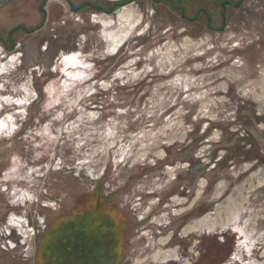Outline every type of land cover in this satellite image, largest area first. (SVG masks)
I'll return each mask as SVG.
<instances>
[{"label": "rangeland", "instance_id": "374dc122", "mask_svg": "<svg viewBox=\"0 0 264 264\" xmlns=\"http://www.w3.org/2000/svg\"><path fill=\"white\" fill-rule=\"evenodd\" d=\"M121 1L0 0V264H264V0Z\"/></svg>", "mask_w": 264, "mask_h": 264}, {"label": "flooded vegetation", "instance_id": "af4514ba", "mask_svg": "<svg viewBox=\"0 0 264 264\" xmlns=\"http://www.w3.org/2000/svg\"><path fill=\"white\" fill-rule=\"evenodd\" d=\"M129 0H125V1H121L119 3L121 4H125L127 3ZM166 1L170 7H172L175 10H179L180 11V17L183 18L184 20L188 21V22H192L194 20H196L201 14L204 15L206 17V21L208 26H211V22H212V18L211 15L208 13V9L204 8V7H200L198 8L197 12L194 14V16L190 17L187 16L185 14V8L180 6V3H178L177 1H173V0H163ZM211 3H214L216 5H218L219 10H220V15H219V22H220V27L219 29H223L225 22H226V11L228 7H233V8H238L240 6V0H238V2H234V0H209ZM154 2L158 3L160 2V0H154ZM110 225V224H109Z\"/></svg>", "mask_w": 264, "mask_h": 264}, {"label": "trees", "instance_id": "16d2710c", "mask_svg": "<svg viewBox=\"0 0 264 264\" xmlns=\"http://www.w3.org/2000/svg\"><path fill=\"white\" fill-rule=\"evenodd\" d=\"M118 242V241H117ZM51 245H54V242H52ZM112 246L114 248L111 247V250H110V254L105 256V264H114V262H117L120 260L122 254H123V250H124V247L121 246L120 244L116 243V245L113 243ZM55 251V253H58L59 252V246L58 244H55L54 247H52ZM118 249V250H117Z\"/></svg>", "mask_w": 264, "mask_h": 264}, {"label": "bare ground", "instance_id": "6f19581e", "mask_svg": "<svg viewBox=\"0 0 264 264\" xmlns=\"http://www.w3.org/2000/svg\"><path fill=\"white\" fill-rule=\"evenodd\" d=\"M125 17V16H124ZM123 19H125V18H123ZM127 21H129V20H127ZM123 23H125V22H123ZM129 23V22H128ZM132 23V22H131ZM130 25V24H129ZM128 27V26H127ZM120 32V31H119ZM124 32V31H123ZM126 33V32H125ZM114 36H116V35H114ZM123 38V37H122ZM114 40V39H113ZM115 41V40H114ZM117 41V40H116ZM120 42V41H119ZM117 43V42H116ZM115 46H116V44H115ZM115 48V47H114ZM13 61V60H12ZM7 64V63H6ZM9 64V63H8ZM11 65V64H10ZM9 67V66H8ZM129 67V66H128ZM9 70V68H7V66H4V64H3V66H0V70L2 71V70Z\"/></svg>", "mask_w": 264, "mask_h": 264}]
</instances>
